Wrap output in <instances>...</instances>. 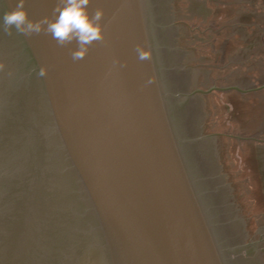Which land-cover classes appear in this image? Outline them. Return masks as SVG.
I'll return each instance as SVG.
<instances>
[{
    "label": "water",
    "instance_id": "water-1",
    "mask_svg": "<svg viewBox=\"0 0 264 264\" xmlns=\"http://www.w3.org/2000/svg\"><path fill=\"white\" fill-rule=\"evenodd\" d=\"M97 7L78 62L0 30V264H264V0Z\"/></svg>",
    "mask_w": 264,
    "mask_h": 264
},
{
    "label": "clouds",
    "instance_id": "clouds-1",
    "mask_svg": "<svg viewBox=\"0 0 264 264\" xmlns=\"http://www.w3.org/2000/svg\"><path fill=\"white\" fill-rule=\"evenodd\" d=\"M28 0H17L14 7L0 18V30L12 35L14 29L17 34L27 37L41 34L51 37L60 48H69V54L74 62L81 61L89 54L95 45H102L106 41V25L102 8L90 9L92 0H55L51 14L39 19H33L26 7ZM74 47H69L71 45ZM137 60L144 62L151 60V49L143 45L134 48ZM112 65L123 68L118 59H113ZM5 65L0 61V72ZM39 78L48 74L46 66H41L36 73ZM149 79L146 83L150 84Z\"/></svg>",
    "mask_w": 264,
    "mask_h": 264
},
{
    "label": "rangeland",
    "instance_id": "rangeland-1",
    "mask_svg": "<svg viewBox=\"0 0 264 264\" xmlns=\"http://www.w3.org/2000/svg\"><path fill=\"white\" fill-rule=\"evenodd\" d=\"M263 245H264V243H263Z\"/></svg>",
    "mask_w": 264,
    "mask_h": 264
}]
</instances>
